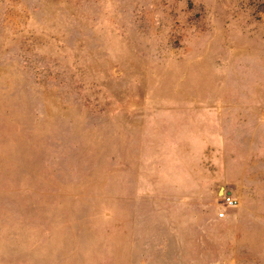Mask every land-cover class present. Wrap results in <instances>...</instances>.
<instances>
[{
	"label": "rangeland",
	"instance_id": "374dc122",
	"mask_svg": "<svg viewBox=\"0 0 264 264\" xmlns=\"http://www.w3.org/2000/svg\"><path fill=\"white\" fill-rule=\"evenodd\" d=\"M0 264H264V0H0Z\"/></svg>",
	"mask_w": 264,
	"mask_h": 264
},
{
	"label": "built area",
	"instance_id": "2783aa9c",
	"mask_svg": "<svg viewBox=\"0 0 264 264\" xmlns=\"http://www.w3.org/2000/svg\"><path fill=\"white\" fill-rule=\"evenodd\" d=\"M223 201V209L228 207H233L236 205V199L229 193L225 192L222 197ZM224 215V211L220 210L218 212V217H222Z\"/></svg>",
	"mask_w": 264,
	"mask_h": 264
}]
</instances>
